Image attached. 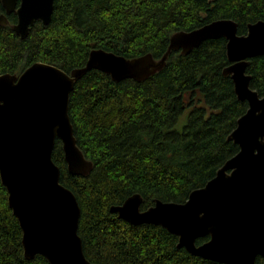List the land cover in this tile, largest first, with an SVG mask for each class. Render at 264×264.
<instances>
[{
	"label": "trees",
	"instance_id": "trees-1",
	"mask_svg": "<svg viewBox=\"0 0 264 264\" xmlns=\"http://www.w3.org/2000/svg\"><path fill=\"white\" fill-rule=\"evenodd\" d=\"M6 16L16 21L14 14ZM217 19L235 21L243 35L249 23L264 20V0H54L50 22H35L24 39L0 26V74L19 75L35 62L68 73L82 67L92 49L158 59L172 34ZM228 65L226 40L219 38L186 55L171 51L165 66L143 81L116 82L90 69L75 82L68 114L76 144L93 166L86 176L69 174L59 139L52 160L60 168V183L80 206L77 233L89 261L222 264L177 248V237L161 226L131 225L110 207L134 193L143 198L142 210L156 199L183 203L237 153L227 137L248 105L222 74ZM246 73L250 88L263 96L264 55L249 59ZM21 236L0 180V264H50L41 255L25 259ZM256 262L262 264L261 258Z\"/></svg>",
	"mask_w": 264,
	"mask_h": 264
},
{
	"label": "water",
	"instance_id": "water-1",
	"mask_svg": "<svg viewBox=\"0 0 264 264\" xmlns=\"http://www.w3.org/2000/svg\"><path fill=\"white\" fill-rule=\"evenodd\" d=\"M5 13L0 26H9L24 39L35 22L47 25L54 0H0ZM14 13L10 24L5 14ZM224 38L229 76L234 93L247 102L228 140L238 151L204 186L192 190L183 203L159 199L142 210V196L134 193L110 211L131 225L161 226L177 237V248L222 264H264V95L250 88L249 59L264 55V20L237 34V23L217 19L169 38L160 58L151 53L125 58L92 49L82 67L68 73L35 62L19 75L0 74V180L8 205L18 221L25 259L43 256L50 264H96L89 261L77 233L80 206L71 190L60 183V168L52 160L55 140L71 175L86 176L92 162L76 144L68 114L74 84L90 69L113 81H143L161 70L171 51L188 54L203 41ZM207 240L197 245L198 238Z\"/></svg>",
	"mask_w": 264,
	"mask_h": 264
},
{
	"label": "rangeland",
	"instance_id": "rangeland-1",
	"mask_svg": "<svg viewBox=\"0 0 264 264\" xmlns=\"http://www.w3.org/2000/svg\"><path fill=\"white\" fill-rule=\"evenodd\" d=\"M186 117H187V111H185L182 115H181V117H180V119H179V121L177 122V124H176V127L177 128H181L182 127V125L185 123V121H186Z\"/></svg>",
	"mask_w": 264,
	"mask_h": 264
},
{
	"label": "flooded vegetation",
	"instance_id": "flooded-vegetation-1",
	"mask_svg": "<svg viewBox=\"0 0 264 264\" xmlns=\"http://www.w3.org/2000/svg\"><path fill=\"white\" fill-rule=\"evenodd\" d=\"M3 13H5V12H3ZM10 14H14V13H10ZM5 15H8V14H5ZM14 15H15V14H14ZM15 17H16V15H15ZM15 22H16V21H15ZM15 22H14V23H15ZM10 24H13V23H10Z\"/></svg>",
	"mask_w": 264,
	"mask_h": 264
}]
</instances>
